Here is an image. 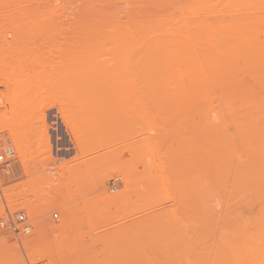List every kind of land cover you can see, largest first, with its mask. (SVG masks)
I'll use <instances>...</instances> for the list:
<instances>
[{"label": "rangeland", "instance_id": "1", "mask_svg": "<svg viewBox=\"0 0 264 264\" xmlns=\"http://www.w3.org/2000/svg\"><path fill=\"white\" fill-rule=\"evenodd\" d=\"M244 1L0 0V47H11L16 41L22 40L24 41H21V43L24 44L23 46L27 45V47L32 50L30 51L34 52L35 57L38 56L41 60L40 62L46 67L43 68V70L45 69L44 71L38 69L43 72L42 78L44 77L43 84H40L41 86L37 85L39 83L36 82V84H34L33 81L29 83L31 89L37 88L36 91H33L36 92L34 93L35 96H29L33 104L32 108L36 110L40 107L39 109L42 108V110H44L42 115L44 118L43 120H40L42 117L40 119L36 118V120L34 119L30 123H33V126H31L35 128L34 131L37 130L42 132L40 130V128H42L45 134L42 135L45 137L43 138L40 134V137H37L38 135L35 132H33V134L35 133L33 136V134H29V132L27 133L28 130L26 129L24 132V134L26 133L28 135H25L26 137L22 135V132V134L18 132L19 135H17V138L14 134L12 135L9 130L0 133V140L3 148L6 143L8 144L11 140L12 146L17 145V141H19V144L21 143L20 147L17 146L19 149H15L14 147V154L6 157L7 164L0 167V264H112L109 261L107 262V255L105 253L109 254V251L113 252L112 248L116 247L118 243L123 244L124 250L128 251V253L131 252V255L134 257L133 261L135 258H138L139 263L137 262V264H165L166 262V264H190L191 262V264H219L220 262L224 264L225 260H229L236 253H240V257H242L241 254L244 251L248 253L249 250L254 252L252 255L250 254V260L253 259L250 261L251 264L264 263V260L261 261L262 240L260 241L257 239L260 236L255 237L253 240L254 234L252 235V233H250L253 231L251 228L253 226L252 223H255L256 220L254 215L256 212L259 213L257 210L258 208L256 207L252 210L248 208L249 210L246 211L245 205H238L243 206L241 207V212V210H237V208L240 207H235L237 204L233 198L234 190L231 185L233 184V179L231 177L235 169V157L232 156L234 152L231 153L230 151L232 150L231 148L234 150V147L236 148L237 145L236 140H234L235 138L233 139L234 141L229 140L228 145L227 141H225L227 138L224 140V143L222 141V139L228 136H226L224 132L234 133V136H232L236 137L233 126L228 125V127L224 126L223 128H221L222 126L217 127L219 129L221 128V131L218 132V136L216 132L218 130L216 128H212L211 133L210 131L208 132L210 126L205 122L203 124V119L201 117L203 113L200 107V112L198 108H196L197 110L192 109L194 112L190 113L188 112L190 110L189 96H184L185 94L183 96L177 95L174 92H172V94L171 92L169 93L167 89L168 85L170 86V84H172L173 86V84H177L180 77L177 73H173L168 66V68L166 67L167 62L165 59H156V61H154V58H152L154 59L153 61L148 59L143 63L145 66L136 67L133 62H129L126 59H123V62L120 57H109V53H111L113 49L110 40L106 39L108 35L113 38L125 33L134 38L142 39V41H157L166 38L172 39L174 37H179L180 34H183V36L189 35L188 37H191L190 35L193 36L194 33L196 34L194 36L203 38L207 37L205 32L203 33L204 29L207 30L206 32L209 35L213 32L215 27L217 32L219 31L218 34L214 29V35L216 36L227 34L226 37L232 36L231 38H234L237 36L238 38L241 36V34L238 35L239 32L234 33L232 30H230L232 32L229 31V27H231L233 23L236 25L235 21L238 22L237 25L242 22L246 24L249 23L250 25L253 24L258 27L262 26V28H264V3L261 2V0H247V3L253 7L257 3L256 6H259V9H256L259 11L256 9L254 10H256L257 13H263L261 14L263 15L262 19L261 15L259 13L256 15L257 13L255 14L254 11L255 16L250 13L251 17L247 18L245 17L246 15L250 16L248 15V11L251 9L253 10V8L248 7L250 5H243L247 4L246 0ZM238 2L239 5L242 4L239 6ZM244 7L247 8V10L243 9ZM248 8H250V10H248ZM246 12L248 13L246 14ZM243 14L245 15L243 16ZM257 16L260 17V21ZM241 17L242 19H240ZM223 19H225L224 22ZM228 22H232V25ZM218 23H222L220 25L222 27H224V25L226 26L224 30L221 27V29L219 28V25H217ZM209 25L215 27H206ZM235 25L232 26L233 29ZM200 26L201 29L203 28L202 31ZM204 26L206 28H204ZM258 29L253 31L254 35L258 32L259 34H257V37H261L262 35L263 37L261 39H264V33H262L264 31L262 30L261 34ZM259 30H261V28ZM233 34H235L234 37ZM202 35L204 36L202 37ZM96 49L98 52L100 51V55ZM89 53H93L94 57ZM104 53H108V55L106 54L105 56ZM31 55L33 54L31 53ZM28 58L32 57H23L21 59L26 61ZM155 69L159 73L154 72ZM39 71L35 72V74L39 73ZM160 74H162V77ZM32 78H37V76L34 75L31 77V80H34ZM163 80L165 81V85L167 84L165 89H163ZM152 81L153 86L154 82L157 81L158 84L161 83V85H163V88L161 85L162 89L160 90L152 89V85L151 87H146L149 86ZM157 82L155 84H157ZM35 85L37 86L35 87ZM7 97L8 89L5 86H0V99L4 101ZM0 108V112H3L4 108L2 106ZM24 108L26 109V107ZM184 113H186V115ZM39 120L41 122H38ZM205 124L207 126H205ZM42 125H44V128ZM204 128H206V131ZM213 130L215 131L212 133ZM220 133L222 136H219ZM71 134L74 136H71ZM215 135L217 136V138H215L217 143H215V141L213 142L212 139V137H216ZM79 138L82 144L78 143L79 141L76 143L77 140H80ZM232 141L235 145L231 144ZM14 142L16 143L14 144ZM37 143H39V145ZM225 143L227 146H225ZM40 146H43V148ZM210 146H212V148ZM189 147L192 149H189ZM225 147H227L229 151ZM204 148H206L205 151L203 150ZM42 150L47 151L45 152ZM87 150L90 151L88 152ZM190 150L192 151L190 152ZM16 151H18V153ZM19 151L23 152V157L25 156L24 154H26V158L17 156V154L21 155ZM28 152L32 156H30ZM142 152L145 154V158ZM44 154H46L45 157ZM79 155H83V157ZM221 155H223V157ZM178 159L180 160L178 161ZM203 159L206 160L204 161ZM221 159H224V162ZM145 160L148 162L149 167L143 162ZM186 160L187 164L185 165ZM208 162L212 164H210V167L207 165ZM72 164L75 166L74 168ZM34 165L36 169V172L34 171L35 173L32 172L34 170L32 166ZM170 166L172 167L171 169ZM189 167L192 169V172H190L191 169ZM175 168H178V170L176 171ZM218 169H221V172L218 171ZM224 171H229L227 175L231 176L225 179L226 177L224 176L226 173ZM31 172L32 174H30ZM53 172L56 174H53ZM222 172H224L225 175L222 174ZM203 174H209V176L206 178V175ZM72 175L75 176V178ZM198 176L203 177L200 178ZM221 176L223 177L221 178ZM38 178L39 183L36 181ZM52 179H54L55 182ZM221 179L223 181H221ZM228 180L230 181L228 182ZM40 182L41 186H38ZM197 182L198 184L201 183L200 185L202 188L199 187L200 185L197 186ZM209 182L211 183L209 185L211 188L208 187ZM215 183H217V186ZM226 183H228V186ZM126 184H129L128 187H126ZM31 185L33 186L32 188ZM48 186L53 189L50 188L47 190V188H49ZM206 186L211 191L207 190L208 188ZM214 186L221 187L217 189L214 188ZM197 187L200 191H198ZM27 188L29 189V193ZM201 189L205 191L202 192ZM51 191L53 194H51ZM211 192H213V194ZM205 193H210L208 198ZM222 193L225 196L222 195ZM9 194L12 196L9 197ZM28 194H30V196ZM49 194L52 196L50 197ZM14 195L18 197L17 200ZM40 195L43 196L41 197ZM210 195L212 197H209ZM114 197L120 199L117 200ZM72 198L74 199L70 201ZM220 199L222 201L221 203H224L223 205L219 202ZM224 199L225 201L223 202ZM230 199L232 201H230ZM202 201L207 204L209 203L206 208L213 205V207H211L212 210L209 208L207 209L209 212H203V207L200 204L203 203ZM214 202L218 204H214ZM74 206L75 208L73 209L75 210L72 211L71 208ZM6 207L11 208L8 210ZM27 208H29V210ZM68 208H70L72 212H68ZM11 209L14 211L13 214L10 211ZM65 209H67L66 214ZM35 212L37 213L35 214ZM55 213L58 214V219L54 218ZM20 214L25 215L28 223H32L31 226L37 228H34L35 230L32 228L31 234H14L6 227V222L9 220L16 221ZM157 214L158 217L155 216ZM210 214L212 215L210 216ZM207 215L213 220H211L212 223H210V221L208 225L205 224V221H208ZM256 215L258 217V214ZM159 216L162 220L156 221L159 219ZM189 216L191 218H189ZM193 216L195 219L199 218V220L197 219L198 222H195L196 220L193 219ZM201 218L205 220L204 224H202ZM134 220H136V222H134ZM217 221L219 222L217 223ZM258 221L260 222V219L256 221L257 224H259ZM191 223L192 226L194 225L193 227H190ZM212 225L216 227L213 228ZM43 226L44 229H42ZM249 227L252 231L248 230ZM173 228L175 231L172 230ZM259 228L257 227L256 231H258ZM39 229H41V233ZM192 229L193 231H191ZM245 230H247L249 237L244 236ZM38 231L39 233L37 234L40 236L36 237V232ZM130 231H132V233H130ZM115 232H118L117 235ZM249 233L251 235H249ZM110 234L111 236L109 237ZM166 234H169V237ZM213 234H215V236ZM212 235L215 239H213ZM208 236L210 238L212 237L211 240ZM245 237L248 238L246 239ZM33 238L37 241H34L35 243L32 244L29 243L30 245L26 247L24 244L25 241H33ZM19 239H22V241ZM125 239H127L128 242H125ZM234 239L238 240V245L242 247H237V243ZM232 240L234 242H232ZM241 240L242 242L240 243ZM256 241H258V243ZM234 245L235 247H233ZM118 246L116 247L117 249L119 248ZM115 249L114 252H116ZM241 249L242 253L240 252ZM234 250L237 252L235 253ZM86 251L88 252L87 254L85 253ZM132 251L133 253L136 251L137 255L133 254ZM209 251L210 253H208ZM232 254L234 255L232 256ZM222 256L226 258L223 257V260H221ZM110 257H108L109 260H111ZM118 257L121 256L118 255ZM263 257L262 254V258ZM126 259H128V257H126ZM129 259H131L129 263L131 262L133 264L132 258L129 257ZM188 259H190V263H188ZM233 259L229 261L232 264H234V262L236 264L237 262L235 260H238V258L234 259V262ZM247 259L249 260V258ZM247 259H245L244 262L250 264ZM258 259H260V261H258ZM222 261H224V263ZM230 262L226 263L230 264ZM134 264H136V262Z\"/></svg>", "mask_w": 264, "mask_h": 264}, {"label": "bare ground", "instance_id": "2", "mask_svg": "<svg viewBox=\"0 0 264 264\" xmlns=\"http://www.w3.org/2000/svg\"><path fill=\"white\" fill-rule=\"evenodd\" d=\"M238 1V0H237ZM241 1V0H240ZM242 1H244V0H242ZM249 1V0H248ZM257 1V0H256ZM256 1H255V3H256ZM258 1H260V0H258ZM245 2V1H244ZM261 2H263L264 3V0L262 1L261 0ZM241 3V2H240ZM246 3H247V0H246ZM250 3H251V1H250ZM263 3H260V4H263ZM242 4V3H241ZM240 4V5H241ZM252 4V3H251ZM235 5H236V3H235ZM238 5H239V2H238ZM239 5V6H240ZM243 5H250L249 3H247V4H243ZM253 5V4H252ZM257 3L255 4V6L253 7V6H248V7H252L253 8V10H252V12H251V10H250V8H248V10H250V11H248L249 12V14L248 15H250V16H245V17H251V14H254V12H255V14L257 13V11H259V10H257V9H259L257 6ZM239 6H236V7H239ZM1 7V6H0ZM247 7V6H246ZM257 8V9H256ZM263 8H264V5H263ZM1 9V8H0ZM235 9V8H234ZM233 9V10H234ZM243 9H246L247 10V8H243ZM242 9V10H243ZM254 9H256V10H254ZM241 10V11H242ZM237 11H238V9H237ZM244 11V10H243ZM254 11V12H253ZM261 11V10H260ZM248 12H246V14L248 13ZM251 13V14H250ZM259 13V12H258ZM258 13L256 14V15H258ZM238 14H240V13H238ZM242 14V13H241ZM255 14H254V16H255ZM260 15L261 14H263V13H259ZM245 14H243V16H244ZM264 15V14H263ZM263 15H261V19H262V16ZM233 16V15H232ZM258 17V16H257ZM256 17V18H257ZM264 17V16H263ZM228 18V17H227ZM233 18V17H232ZM244 18V17H243ZM246 18V19H247ZM260 17H258V19H259ZM229 19H231V18H229ZM240 19H242V17L240 18ZM253 19V18H252ZM257 19V20H258ZM261 19H259V21L261 20ZM224 20L225 19H223V22H224ZM235 20V19H234ZM249 20H250V18H249ZM258 21V22H259ZM222 22V23H223ZM236 22V25L233 23V25H235L234 26V29H233V25H232V22H228V23H231L230 25H232L231 27H229V31L230 30H232V31H234V33H238V35L239 34H241V36L240 37H238L237 38V36H235L234 37V35L235 34H233V37L234 38H231V37H226L227 36V34L225 35H221L220 34V36H216V35H214L215 34V32H214V29L216 28L215 26H216V24H215V26H212V25H209V26H206V27H215L214 29H213V34L211 33V34H209L208 35V33L206 32L207 30L206 29H204L203 30V33L205 32V35H207V37H203L204 35H202V37L203 38H198V37H196V36H194V35H196L195 33L193 34V36L192 35H190L191 37H188V36H183V34H180L179 35V37H174V38H166V39H162V40H155V41H151V40H147V41H145V40H143L142 41V39H137V38H134V37H132V36H130V35H128L127 33H125V34H123V35H118V36H116V37H110V35H108V37H110V38H106V39H109L110 40V42H111V45H112V49H113V51L111 52V53H109L110 54V56L109 57H120V58H122V61L124 62V60L123 59H126V60H128L129 62H133L134 63V65L137 67H142V66H145L143 63L146 61V60H148V59H150V60H154V61H156V59H165L166 60V62H167V65H166V67L168 66L169 67V69L170 70H172L173 71V73L175 72V74L177 73V75H179V77H180V79H179V82L177 83V84H173V86H172V84H170V86L168 85V87H167V84L165 85V81L163 80V85H164V88H163V85H161V83L160 84H158V82L157 81H155L154 82V86H153V81L149 84V86H146V87H151V85H152V89H158V90H160V89H165L166 87H167V89L169 90V93L171 92V94H172V92H174V93H176L177 95H181V96H183L184 94V96H189V111L188 112H194L193 110L194 109H196V108H198V111L200 112V110H199V107H200V109L202 110V115H201V117H202V119H203V124H204V122L207 124V125H209L210 126V128H209V130H208V132L210 131V133H211V130H212V128L213 129H217L218 131H216L217 132V136H218V132L219 131H221V128H223L224 126H227L228 127V125H230V126H233V128H234V131L236 132L235 133V136L236 137H233L234 136V133L232 134V133H230V132H224V133H226L225 135L227 136V137H225L224 135V139H222V141H223V143H224V140L225 141H227V145H228V142H229V140L231 141V140H233L234 138V140H236V145H237V147L235 148L233 145V147H234V150H233V148H231L232 150L230 151L231 153H233V157H235V166H234V173H232L233 174V176L231 177L233 180V184H231L232 186H233V193H234V195L233 194H231V195H233V198L235 199V203L237 204V205H235V207L236 206H238V205H245L246 207H245V209H246V211L247 210H252V209H254V208H258L257 210H258V212L259 213H257L256 212V214H258V217H257V215L255 214L253 217L256 219L255 220V223L253 222L252 224H253V226L251 227L252 229H253V231H252V229L249 227V231L251 230L252 232H250V233H252V235L254 236L253 237V240H254V238L255 237H258V236H260L259 238H257L258 240H262L261 242L263 243L262 245H261V250H262V254H263V256H264V39H261L263 36L261 35V37L259 36V37H257V34H259L257 31V34L256 35H254V30H257L258 28L260 29L261 28V30H259L258 29V31H260V33L262 32V30L264 31V28H262V26H255V25H253V24H246V23H242V22H240L241 24H239V25H237V21H235ZM222 23H218L217 25H219V28L221 27V28H223V30H224V27H226L225 25H224V27H222V26H220ZM227 23V24H228ZM262 23V22H261ZM246 24V25H245ZM263 24V23H262ZM261 24V25H262ZM183 27V26H182ZM198 27V26H197ZM205 26H204V28H206ZM263 27H264V25H263ZM199 28V27H198ZM220 28V29H221ZM231 28V29H230ZM200 29H201V26H200ZM199 29V30H200ZM203 29V28H202ZM202 29H201V31H202ZM208 29V28H207ZM226 29V28H225ZM227 29H228V27H227ZM178 30H180V29H178ZM211 30H212V28H211ZM216 30V29H215ZM200 31V32H201ZM222 31V30H221ZM232 31H230V32H232ZM188 32V31H187ZM216 32H217V30H216ZM219 32V31H218ZM217 32V33H218ZM225 32V31H224ZM226 32H228V31H226ZM216 33V34H217ZM220 33H222V32H220ZM229 33V32H228ZM262 33H264V32H262ZM261 33V34H262ZM115 34V33H114ZM201 34H202V32H201ZM219 34V33H218ZM223 34V33H222ZM230 35H232L231 33H229ZM228 34V35H229ZM116 35H117V33H116ZM113 36V35H112ZM182 36V37H181ZM231 38V39H230ZM105 39V40H106ZM21 41L22 40H20V41H16L14 44H12L11 45V47L9 46V47H5V46H1L0 47V86H5L7 89H8V97L3 101V99H0V107L2 106L3 108H4V110H3V112H0V133L1 132H4L5 130H9L10 132H11V134L13 135H15V137L17 138L18 136L17 135H19L18 134V132H22L21 134L22 135H26V136H28L26 133L24 134V132H25V129L26 130H28L27 131V133L29 132V134H33V132H35L37 135V137H40V136H43L42 134H44V131L42 130V128H40V130L43 132H39V131H37V130H35L34 131V127L32 128V126H33V123L31 124L30 122H32V120H36V118L37 119H40L41 117H42V115H43V111L44 110H42V108L41 109H33L32 107H33V104H32V102L30 101L31 99H30V97H33V96H35L34 95V93H36V92H33V91H36L37 90V88H33V89H31L30 88V84L29 83H31L32 81L34 82V84H36V83H39V84H37V85H40V84H43V79H44V77L42 78V74H43V72L42 71H44L43 70V68H46V67H44V64H42L40 61V58H38V56H36L35 57V55H34V52H31L32 50L31 49H29L28 47H27V45L26 46H23L24 44H22L21 43ZM22 42H24V41H22ZM107 42H108V40H107ZM109 45V44H108ZM113 45H115V46H113ZM95 48V47H94ZM97 48V47H96ZM31 50V51H30ZM96 51L98 52V50L96 49ZM95 52V51H94ZM93 52V53H94ZM31 53L33 54V55H31ZM93 53H89L90 55H92V57H94L93 56ZM88 54V56L90 57V55ZM96 54V53H95ZM98 54L100 55V51L98 52ZM97 54V55H98ZM101 54L103 55V53L101 52ZM106 54L108 55V53H104V55L106 56ZM98 55V56H99ZM98 56H95V57H98ZM23 57H32V58H28V59H26V61H23V59H21V58H23ZM80 57V56H79ZM84 57V56H83ZM103 57V56H102ZM152 58H154V59H152ZM19 59H21V60H19ZM119 60V59H118ZM44 61V60H43ZM121 62V61H120ZM158 62V61H157ZM163 62V61H162ZM47 63V62H46ZM160 63H161V61H160ZM141 65V66H140ZM46 66V65H45ZM118 66H119V64H118ZM165 66V65H164ZM167 67V68H168ZM29 69V70H28ZM42 70V71H39V70ZM144 69V68H143ZM169 70V72L171 73V71ZM37 71H39V73H36L35 74V72H37ZM128 71V70H127ZM140 71H142V70H140ZM165 71V70H164ZM143 72V71H142ZM154 72H158V71H156V69H155V71ZM159 73V72H158ZM168 73V72H167ZM32 74V75H31ZM157 74V73H156ZM37 76V78H32V79H34V80H31V77L32 76ZM144 75V74H143ZM162 74H160V76H161ZM145 77V76H144ZM162 77V76H161ZM167 77H168V75H167ZM170 77V76H169ZM158 78H159V76H158ZM143 79V78H142ZM149 79H150V77H149ZM147 80V79H146ZM166 80V79H165ZM132 81V80H131ZM160 81H162V80H160ZM36 82V83H35ZM125 82V81H124ZM142 82V81H141ZM145 82V81H144ZM148 82H149V80H148ZM157 82V84H155ZM177 82V81H176ZM173 83V82H172ZM32 85V84H31ZM37 85H35V87L37 86ZM126 85V84H125ZM145 85V84H144ZM162 86V88H161V86ZM41 86V85H40ZM43 86V85H42ZM166 86V87H165ZM32 87V86H31ZM30 88V89H29ZM55 88V87H54ZM100 88V87H99ZM132 88V87H131ZM137 88V87H136ZM40 90H41V88H40ZM117 90V89H116ZM43 91V90H42ZM99 91V90H98ZM33 93V94H32ZM173 93V94H174ZM31 94H32V96H31ZM44 94V93H43ZM113 94V93H112ZM114 95V94H113ZM6 96H7V94H6ZM30 96V97H29ZM40 96H41V94H40ZM48 96V95H47ZM180 96V97H181ZM51 97V96H50ZM36 99V98H35ZM174 100H175V98H174ZM39 102V101H38ZM41 103V102H40ZM185 103V102H184ZM55 104V103H54ZM186 104V103H185ZM187 105H188V103H187ZM39 106V105H38ZM22 107H23V109H22ZM24 107H26V109L24 108ZM46 107V106H45ZM175 107H177V106H175ZM184 107V106H183ZM2 108V109H3ZM1 109V108H0ZM62 109H64V108H62ZM193 109V110H192ZM181 110V109H180ZM197 110V109H196ZM195 110V111H196ZM1 111V110H0ZM84 113V112H83ZM180 113V112H179ZM66 114V113H65ZM185 115H186V113H184ZM196 114V113H195ZM101 115V114H100ZM177 115V114H176ZM191 115V114H190ZM197 116V115H196ZM67 118V117H66ZM144 118V117H143ZM44 118L42 117L40 120H43ZM60 119V118H59ZM73 119V118H72ZM196 119V118H195ZM194 119V120H195ZM200 119V118H199ZM38 121V122H41V121ZM141 120V119H140ZM155 120V119H154ZM193 120V119H192ZM62 121V120H61ZM79 121V120H78ZM132 121V120H131ZM156 121V120H155ZM19 122V123H18ZM192 122V121H191ZM34 123H36V122H34ZM44 123V122H43ZM62 123V122H61ZM73 123V122H72ZM75 123V122H74ZM169 124V123H168ZM190 124V123H189ZM202 124V125H203ZM205 124V126H207ZM26 125V126H25ZM32 125V126H31ZM36 125H38V124H36ZM186 125H187V123H186ZM44 125H42V127H43ZM68 126H70V125H68ZM85 126V125H84ZM181 126V125H180ZM193 126V125H192ZM219 126H222L220 129L219 128H217V127H219ZM36 127V126H35ZM174 127V126H173ZM44 128V127H43ZM226 128V127H225ZM21 129V130H20ZM23 129H24V131H23ZM65 129V128H64ZM73 129V128H72ZM77 129V128H76ZM205 129V131H206V128H204ZM20 130V131H19ZM39 130V129H38ZM79 130V129H78ZM201 130H202V128H201ZM38 133H37V132ZM73 131V130H72ZM203 131V130H202ZM215 130H213L212 131V133L214 132ZM80 132V131H79ZM35 133L33 134V136L35 135ZM78 133V132H77ZM201 133H203V132H201ZM229 133V134H228ZM39 134H40V136H39ZM74 134V133H73ZM71 134V136H74V135H76V134ZM79 134V133H78ZM82 134V133H81ZM222 134H223V132H222ZM45 135V134H44ZM48 135V134H47ZM196 135H197V133H196ZM231 135V136H230ZM233 135V136H232ZM25 136V137H26ZM95 136V135H94ZM193 136H195V135H193ZM216 136V135H215ZM217 136L216 137H212V139H213V142L215 141V138H217ZM219 136H222L221 135V133H220V135ZM29 137H30V135H29ZM45 136H43V138H44ZM48 137V136H47ZM198 137V136H197ZM206 137H208V136H206ZM230 137H233V138H231V139H229ZM14 138V137H13ZM12 138V139H13ZM15 138V139H16ZM35 138V137H34ZM82 138V137H81ZM194 138V137H193ZM201 138V137H200ZM208 138H210V137H208ZM220 138V137H219ZM10 139V138H9ZM14 139V140H15ZM21 139V138H20ZM30 139V138H29ZM46 139V138H45ZM49 139V138H48ZM68 139V138H67ZM80 139V138H79ZM90 139V138H89ZM197 139V138H196ZM13 140V141H14ZM33 140V139H32ZM39 140H40V138H39ZM38 140V141H39ZM42 140V139H41ZM44 140V139H43ZM47 140V139H46ZM180 140V139H179ZM201 140H203V139H201ZM233 140V141H234ZM49 141V140H48ZM79 141V142H78ZM80 141H81V139L80 140H77L76 141V143L78 142V143H80ZM192 141V140H191ZM232 141V143L231 144H234V142ZM11 142H12V140H11ZM11 142H8V144L6 143V145L4 146V150H5V152H6V154H7V156H11L13 153H14V147H15V149L17 148V146H19L20 147V144H19V141H17L18 143H17V145H15V146H12V143ZM28 142V141H27ZM43 142V141H42ZM45 142V141H44ZM82 142V141H81ZM203 142V141H202ZM16 142H14V144H15ZM194 143V142H193ZM215 143H217L216 141H215ZM214 143V144H215ZM229 143V144H230ZM19 144V145H18ZM23 144H24V142H23ZM34 144V143H33ZM38 145H39V143H37ZM36 144V145H37ZM41 144V143H40ZM56 144V143H55ZM80 144H82V143H80ZM80 144H77L78 146H81ZM204 144V143H203ZM218 144H219V142H218ZM220 144H221V142H220ZM230 144V145H231ZM44 145V144H43ZM51 145V144H50ZM85 145V144H84ZM141 145V144H140ZM193 145V144H192ZM191 145V146H192ZM209 145V144H208ZM223 145V144H222ZM226 145V143H225V146H227ZM235 145V144H234ZM23 146V145H22ZM141 146H143V145H141ZM219 146V145H218ZM40 147H42L43 148V146H40ZM46 147V146H45ZM84 147V146H83ZM202 147V146H201ZM205 147V146H204ZM209 147V146H208ZM211 148H212V146H210ZM221 147V146H220ZM229 147V146H228ZM35 148V147H34ZM50 148V147H49ZM52 148V147H51ZM55 148H57V147H55ZM77 148V147H76ZM191 147H189V149H190ZM203 148V147H202ZM225 148H227V147H225ZM224 148V149H225ZM17 149H19V148H17ZM22 149V148H21ZM24 149V148H23ZM46 149V148H45ZM78 149V148H77ZM80 149V148H79ZM134 149H135V147H134ZM192 149V148H191ZM205 149L206 148H204L203 150L205 151ZM223 149V148H222ZM236 149V150H235ZM60 150V149H59ZM86 150V149H85ZM93 150V149H92ZM172 150V149H171ZM202 150V151H203ZM211 150V149H210ZM227 150H228V148H227ZM42 151H45V150H42ZM47 151V150H46ZM45 151V152H46ZM51 151V150H50ZM77 151V150H76ZM88 152L90 151V150H87ZM136 151H137V149H136ZM135 151V152H136ZM192 150H190V152H191ZM223 151V150H222ZM229 151V150H228ZM227 151V152H228ZM17 153H18V151H16ZM21 152V155H19V154H17V156H21V157H23V152L22 151H19V153ZM30 152V151H29ZM29 152H28V154H29ZM52 152V151H51ZM230 152H228V153H230ZM26 153V152H25ZM42 153V152H41ZM54 153V152H53ZM76 153V152H75ZM83 153V152H82ZM143 153V152H142ZM204 153V152H203ZM209 153V152H208ZM213 153V152H212ZM230 153V154H231ZM39 154V153H38ZM46 154H48V153H46ZM46 154H44V157H45V155ZM51 154V153H50ZM79 154V153H78ZM88 154V153H87ZM141 154V153H140ZM144 154V153H143ZM205 154V153H204ZM211 154V153H210ZM25 156L23 157V158H26V154H24ZM30 155V154H29ZM172 155H174V154H172ZM195 155V154H194ZM213 155V154H212ZM215 155V154H214ZM218 155V154H217ZM217 155H216V157H217ZM224 155H225V153H224ZM30 156H32V155H30ZM49 157H51L50 155H48ZM79 156H81V155H79ZM196 156V155H195ZM205 156V155H204ZM219 156V155H218ZM222 157H223V155H221ZM226 156V155H225ZM229 156V155H228ZM34 157V156H33ZM81 157H83V155L81 156ZM162 157V156H161ZM173 157V156H172ZM182 157V156H181ZM200 157H202V156H200ZM221 157V158H222ZM29 158V157H28ZM48 158V157H47ZM144 158H145V154H144ZM143 158V159H144ZM179 158V157H178ZM214 158H215V156H214ZM53 159V158H52ZM99 159V158H98ZM141 159V158H140ZM175 159V158H174ZM207 159H209V158H207ZM218 159V158H217ZM224 159H225V157H224ZM223 159V160H224ZM57 160V159H56ZM180 159H178V161H179ZM183 160V159H182ZM204 161L206 160V159H203ZM219 160V159H218ZM217 160V161H218ZM222 160V159H221ZM222 160V161H223ZM28 161H30V160H28ZM174 161V160H173ZM189 161V160H188ZM207 161H209V160H207ZM220 161V160H219ZM221 161V162H222ZM39 162V161H38ZM48 162V161H47ZM56 162V161H55ZM144 163H146V165H147V167H149V164H148V162L145 160V161H143ZM212 162V161H211ZM211 162L209 163H207V165L210 167V164H211ZM224 162V161H223ZM42 163V162H41ZM143 163V164H144ZM177 163V162H176ZM175 163V164H176ZM179 163V162H178ZM193 163V162H192ZM217 163V162H216ZM233 163V162H232ZM36 164V163H35ZM77 164V163H76ZM184 164V163H183ZM187 164V160H186V163H185V165ZM218 164V163H217ZM38 165V164H37ZM212 165V164H211ZM3 166V165H2ZM61 166V165H60ZM59 166V167H60ZM72 166H73V164H72ZM83 166V165H82ZM189 166V165H188ZM193 166H195V165H193ZM1 167V166H0ZM32 167H34V170L32 171V172H36V169H35V165L34 166H32ZM52 167V166H51ZM63 167V166H62ZM75 166H73V168H74ZM76 167H77V165H76ZM86 167V166H85ZM126 167V166H125ZM186 167V166H185ZM222 167V166H221ZM230 167V166H229ZM39 168V167H38ZM79 168V167H78ZM88 168V167H87ZM124 168V167H123ZM146 168V167H145ZM172 167L170 166V169H171ZM190 168V167H189ZM205 168V167H204ZM211 168H213V167H211ZM219 168H220V166H219ZM231 168V167H230ZM43 169V168H42ZM45 169V168H44ZM55 169V168H54ZM80 169H81V166H80ZM129 169H131V168H129ZM176 169V168H175ZM174 169V170H175ZM191 169V168H190ZM202 169V168H201ZM200 169V170H201ZM206 169V168H205ZM214 169V168H213ZM212 169V170H213ZM226 169H227V167H226ZM29 170V169H28ZM38 170V169H37ZM52 170V169H51ZM59 170V169H58ZM66 170V169H65ZM70 170V169H69ZM75 170H77V169H75ZM178 170V168L176 169V171ZM188 170V169H187ZM186 170V171H187ZM217 170V169H216ZM221 170V169H220ZM219 169H218V171H220ZM229 170V169H228ZM231 170V169H230ZM73 171V170H72ZM72 171H70L71 173H73ZM81 171V170H80ZM129 171H131V170H129ZM128 171V172H129ZM189 171V170H188ZM194 171H195V169H194ZM217 171V172H218ZM223 171V170H222ZM32 172L30 173V174H32ZM34 172V173H35ZM40 172V171H39ZM45 172V171H44ZM65 172V171H64ZM190 172H192V169H191V171ZM205 172V171H204ZM214 172H215V170H214ZM213 172V173H214ZM221 172V171H220ZM219 172V173H220ZM225 172V171H224ZM224 172H222V174H224L225 175V173H226V175L224 176V177H226L225 179H227L228 178V176L229 175H227L228 174V172L229 171H226L225 173ZM232 172H233V170H232ZM43 173V172H42ZM55 172H53V174H54ZM69 173V172H68ZM70 173V174H71ZM84 173V172H83ZM122 173V172H121ZM206 173V172H205ZM46 174H48V173H46ZM56 174V173H55ZM76 174V173H75ZM77 174H78V172H77ZM82 174V173H81ZM124 174V173H123ZM127 174V173H126ZM132 174V173H131ZM202 174V173H201ZM201 174H199V175H201ZM35 175V174H34ZM37 175V174H36ZM51 175V174H50ZM65 175V174H64ZM79 176H80V174H78ZM77 175V176H78ZM125 175V174H124ZM203 175H206L205 177L207 178L208 176H209V174H203ZM213 175H215V174H213ZM30 176V175H29ZM38 176V175H37ZM53 176V175H52ZM66 176V175H65ZM73 176V175H72ZM78 176V177H79ZM127 176V175H126ZM130 176V175H129ZM211 176V175H210ZM216 176V175H215ZM231 176V175H230ZM229 176V177H230ZM28 177V176H27ZM34 177V176H33ZM41 177V176H40ZM49 177V176H48ZM55 177V176H54ZM64 177V176H63ZM69 177V176H68ZM67 177V178H68ZM74 178H75V176H73ZM188 177V176H187ZM198 177H200V176H198ZM201 177H203V176H201ZM200 177V178H201ZM218 177H219V175H218ZM223 176H221V178H222ZM66 178V177H65ZM66 178V179H67ZM70 178V177H69ZM68 178V179H69ZM77 178V177H76ZM125 178V177H124ZM199 178V179H200ZM206 178H205V180H206ZM216 178V177H215ZM214 178V179H215ZM44 179V178H43ZM213 179V180H214ZM39 180V178L36 180V181H38ZM40 180H41V178H40ZM48 180V179H47ZM50 180V179H49ZM53 181H54V179H52ZM74 180V179H73ZM190 180V179H189ZM231 180V179H230ZM230 180H228V182L230 181ZM57 181V180H56ZM198 182H200L199 180H197ZM212 181V180H211ZM217 181V180H216ZM219 181V180H218ZM221 181H223L222 179H221ZM32 182V181H31ZM47 182V181H46ZM55 182V181H54ZM187 182H188V180H187ZM190 182V181H189ZM198 182H197V186L198 185H200V184H198ZM202 182V181H201ZM205 182V181H204ZM208 182V181H207ZM215 182V181H214ZM214 182H213V185H214ZM225 182V181H224ZM36 183V182H35ZM37 183H39V181L37 182ZM33 184V183H32ZM45 184V183H44ZM44 184H43V186H44ZM53 184V183H52ZM193 184V183H192ZM196 184V183H195ZM211 183L209 182L208 183V187H209V185H210ZM217 183H215V185H216ZM219 184H220V182H219ZM219 184H218V186H219ZM46 185V184H45ZM53 185H55V184H53ZM127 185V184H126ZM129 185V184H128ZM128 185L126 186V187H128ZM194 185V184H193ZM226 185L228 186V183H226ZM230 185V186H231ZM27 186V185H26ZM38 186H41V182H40V185H38ZM57 186V185H56ZM189 186H190V184H189ZM217 186V185H216ZM224 186V185H223ZM25 187V186H24ZM33 186L31 185V188H32ZM49 187V186H48ZM200 188H202L201 187V185L199 186ZM207 187V186H206ZM207 187V188H208ZM221 187V186H220ZM220 187H215L214 186V188H217V189H219ZM38 188V187H37ZM44 188H46V187H44ZM44 188H42V189H44ZM50 188H52V187H49V188H47V190L48 189H50ZM198 188V187H197ZM196 188V189H197ZM209 188H211V186L209 187ZM209 188L207 189V190H209ZM222 188H224V187H222ZM227 188V187H226ZM232 188V187H231ZM26 189V188H25ZM28 189V188H27ZM34 189V188H33ZM33 189H31V190H33ZM53 189V188H52ZM225 189V188H224ZM30 190V191H31ZM45 190V189H44ZM205 190H206V188H205ZM204 190V191H205ZM206 190V191H207ZM231 190V189H230ZM0 191H1V189H0ZM22 191V190H21ZM192 191V190H191ZM198 191H200L199 190V188H198ZM201 191H202V189H201ZM204 191H202V192H204ZM209 191H211V190H209ZM208 191V192H209ZM229 191V190H228ZM17 192V191H16ZM23 192V191H22ZM27 192V191H26ZM190 192V191H189ZM217 192V191H216ZM9 193V192H8ZM28 193H29V189H28ZM46 193V192H45ZM49 193H50V190H49ZM195 193V192H194ZM212 194H213V192H211ZM14 194V193H13ZM19 194V193H18ZM20 194H21V192H20ZM19 194V195H20ZM24 194V193H23ZM22 194V195H23ZM37 194V193H36ZM35 194V195H36ZM51 194H53L52 193V191H51ZM187 194V193H186ZM206 195H207V198H208V195L210 194V193H205ZM211 194V195H212ZM29 196H30V194H28ZM33 195V194H32ZM191 195V194H190ZM202 195V194H201ZM209 196V197H212V196ZM222 195H224L223 193H222ZM9 197H11L10 196V194L8 195ZM8 196H7V198H8ZM21 196V195H20ZM25 196H27V195H25ZM25 196H24V198H25ZM41 196V195H40ZM43 196V195H42ZM41 196V197H42ZM49 196L51 197L52 195H50L49 194ZM111 196V195H110ZM115 196V195H114ZM185 196V195H184ZM225 196V195H224ZM228 196V195H227ZM14 197H15V195H14ZM38 197V196H37ZM48 197V196H47ZM50 197H49V199H50ZM206 197V196H205ZM218 197H220V196H218ZM222 197V196H221ZM16 198V200L18 199V197H15ZM21 198V197H20ZM111 198H112V196H111ZM114 198H116V197H114ZM206 198V199H207ZM216 198V197H215ZM215 198H213V199H215ZM10 199V198H9ZM27 199V198H26ZM42 199H44V198H42ZM48 199V198H47ZM74 198H72L70 201H72ZM117 200L118 199H120V198H116ZM210 199V198H209ZM41 200V199H40ZM196 200V199H195ZM198 200V199H197ZM202 200H203V198H202ZM32 201V200H31ZM205 201V200H204ZM204 201H202L203 203H200L201 202V200H200V204H201V206L203 207H201L202 209H203V212H205V211H208L207 209H209L210 208V210H212L211 209V207H213V205L211 206V207H208V208H206L207 206H208V204L207 203H204ZM225 201V199L223 200V202ZM230 201H232L231 199H230ZM22 202V201H21ZM20 202V203H21ZM196 202H198V201H196ZM220 203L222 202L221 201V199H220V201H219ZM1 203V202H0ZM46 203V202H45ZM191 203V202H190ZM194 203H195V201H194ZM219 203V204H220ZM6 204V203H5ZM11 204H12V202H11ZM30 204V203H29ZM47 204V203H46ZM45 204V205H46ZM72 204V203H71ZM214 204H218V203H215L214 202ZM222 204V203H221ZM224 204V203H223ZM222 204V205H223ZM247 204V205H246ZM13 205V204H12ZM25 205H28V204H25ZM24 205V206H25ZM32 205V204H31ZM34 205V204H33ZM44 205V206H45ZM61 206H63L62 204H60ZM68 205H70V204H68ZM184 205V204H183ZM222 205H221V207H222ZM255 205V206H254ZM7 206V205H6ZM38 206V205H37ZM47 206V205H46ZM200 206V205H199ZM198 206V207H199ZM216 206V205H215ZM254 206V207H253ZM19 207V206H18ZM28 207V206H27ZM35 207H36V205H35ZM40 207V206H39ZM77 207V206H76ZM190 207H191V205H190ZM218 207V206H217ZM238 207H240V208H237V210H241V212H242V209H241V207H243V206H238ZM251 207H253V208H251ZM7 208V207H6ZM11 207H9V208H7L8 210L10 209ZM16 208V207H15ZM15 208H14V210H15ZM71 208V207H70ZM70 208H68L69 210H67V209H65V214L67 213V211L68 212H72V211H74L75 209H73V208H75V206L74 207H72L71 209H72V211H71V209ZM192 208V207H191ZM197 208V207H196ZM195 208V209H196ZM223 208V207H222ZM249 208V209H248ZM4 209V208H3ZM17 209H19V208H17ZM28 210H29V208H27ZM77 209V208H76ZM193 209V208H192ZM206 209V210H205ZM215 209H217V208H215ZM232 209V208H231ZM13 209H11L10 211L12 212V214H13V212L14 211H12ZM22 210V209H21ZM32 210V209H31ZM67 210V211H66ZM244 210V209H243ZM256 210V209H255ZM256 210V211H257ZM18 211V210H17ZM213 211H214V209H213ZM219 211H220V205H219ZM226 211H227V209H226ZM236 211V210H235ZM209 212V211H208ZM216 212V211H215ZM214 212V213H215ZM231 212V211H230ZM250 212H252V211H250ZM0 213H1V211H0ZM25 213H26V211H25ZM28 213V212H27ZM32 213V212H31ZM37 212H35V214H36ZM38 213H39V211H38ZM199 213V212H198ZM212 213V212H211ZM217 213H218V211H217ZM217 213H215V214H217ZM239 213V212H238ZM246 213V212H245ZM255 213V212H254ZM3 214V213H2ZM29 214V213H28ZM27 214V215H28ZM192 214H193V212H192ZM202 214V213H201ZM213 214V213H212ZM212 214H210V216L212 215ZM234 214V213H233ZM242 214V213H241ZM247 214H248V212H247ZM189 215V214H188ZM196 215V214H195ZM199 215V214H198ZM246 215V214H245ZM260 215V216H259ZM3 216V215H2ZM155 216H157L158 217V214L157 215H155ZM200 216H202V215H200ZM208 216V215H207ZM210 216H208V221H205V220H203L204 219V217H203V219H202V224H204L205 222V224H210V223H212V219L211 218H209ZM214 216V215H213ZM219 216V215H218ZM231 216V215H230ZM249 216V215H248ZM32 217V216H31ZM62 217H63V215H62ZM141 217V216H140ZM240 217V216H239ZM241 217H242V215H241ZM243 217H244V215H243ZM252 217V216H251ZM138 218V217H137ZM188 218V217H187ZM189 218H191L190 216H189ZM207 218V217H206ZM213 218V217H212ZM254 218H253V220H254ZM2 219V218H1ZM146 219V218H145ZM160 219V220H159ZM159 219L158 220H156V221H161L162 219L160 218V216H159ZM193 219L194 220H196L195 222H198L197 221V219L199 220V218H197V219H195L194 218V216H193ZM210 219V220H209ZM238 219H241V218H238ZM260 219V222H259V224H257L256 223V221L257 220H259ZM62 220V219H61ZM139 220V219H138ZM150 220H153V219H150ZM167 220V219H166ZM212 220V221H211ZM237 220V219H236ZM40 221V220H39ZM168 221V220H167ZM174 221V220H173ZM172 221V222H173ZM201 221V220H200ZM205 221V222H204ZM211 221V222H210ZM43 222V221H42ZM134 222H136V220H134ZM155 222V221H154ZM171 222V223H172ZM193 222V221H192ZM210 222V223H209ZM219 221H217V223H218ZM229 222V221H228ZM244 222V221H243ZM242 222V223H243ZM63 223V222H62ZM133 223V222H132ZM141 223V222H140ZM162 223H163V221H162ZM165 223H166V221H165ZM168 223V222H167ZM216 223V222H215ZM239 223H241V222H239ZM246 223V222H245ZM248 223V222H247ZM32 224V223H31ZM31 224H30V226H31ZM144 224V223H143ZM142 224V225H143ZM156 224H157V222H156ZM156 224H155V226H156ZM169 224V223H168ZM244 224V223H243ZM257 226H256V225ZM40 225V224H39ZM121 225V224H120ZM130 225H131V223H130ZM148 225V224H147ZM166 225V224H165ZM214 225V224H213ZM212 225V227L213 228H215L214 226ZM259 225V226H258ZM36 226V225H35ZM41 226V225H40ZM119 226V225H118ZM154 226V227H155ZM194 226V225H193ZM192 226V223H191V226L190 227H193ZM224 226V225H223ZM241 226H242V224H241ZM244 226V225H243ZM247 226V225H246ZM245 226V227H246ZM256 226V227H255ZM39 227V226H38ZM124 227V226H123ZM132 227V226H131ZM171 227V226H170ZM174 227V226H173ZM176 227V226H175ZM206 227V226H205ZM226 227V226H225ZM257 227L259 228L258 229V231H256L257 230ZM31 228V230H32V228L34 229L35 227H33V226H31L30 227ZM115 228V227H114ZM178 228H180V227H178ZM177 228V229H178ZM210 228V227H209ZM232 228V227H231ZM254 228H256V229H254ZM35 229H37V228H35ZM34 229V230H35ZM42 229H44V226H43V228ZM168 229V228H167ZM170 229V228H169ZM230 229V228H229ZM40 230V233L42 232L41 231V229H39ZM128 230V229H127ZM139 230V229H138ZM172 230H174V228L172 229ZM186 230H188V229H186ZM195 230V229H194ZM260 230V231H259ZM37 231V230H36ZM175 231V230H174ZM179 231V230H178ZM181 231V230H180ZM191 231H193V229L191 230ZM207 231H208V229H207ZM215 231L217 232V230L215 229ZM236 231V230H235ZM140 232V231H139ZM163 232V231H162ZM209 232V231H208ZM230 232V231H229ZM256 232V233H255ZM34 233V232H33ZM37 233H39V231L38 232H36V237H39L38 236V234ZM116 233V232H115ZM118 233V232H117ZM117 233H116V235H117ZM130 233H132V231H130ZM130 233H129V235H130ZM134 233V232H133ZM137 233V232H136ZM142 233V232H141ZM140 233V234H141ZM145 233V232H144ZM161 233V232H160ZM190 233V232H189ZM195 233V232H194ZM215 233V232H214ZM218 233H221V232H218ZM235 233V232H234ZM233 233V234H234ZM243 233V232H242ZM245 234H247L248 232H247V230H245V232H244ZM249 233V235H251ZM259 233V234H258ZM3 234V233H2ZM31 234V233H30ZM29 234V235H30ZM43 234V233H42ZM112 234H113V232H112ZM171 234V233H170ZM192 234V233H191ZM216 234V233H215ZM215 234H213L214 236H215ZM244 234V236H248V234L247 235H245ZM165 235V234H164ZM167 235V234H166ZM169 235V234H168ZM167 235V236H168ZM190 235V234H189ZM209 235V234H208ZM212 235V236H213ZM219 235V234H218ZM222 235V234H221ZM6 236V235H5ZM42 236V235H41ZM111 236V234L109 235V237ZM113 236H114V234H113ZM132 236V235H131ZM141 236V235H140ZM144 236H145V234H144ZM153 236V235H152ZM176 236H177V234H176ZM209 236H211V235H209ZM208 236V237H209ZM214 236H213V239H215L214 238ZM227 236V235H226ZM25 237H28V236H25ZM138 237V236H137ZM169 237V236H168ZM185 237V236H184ZM188 237V236H187ZM234 237V236H233ZM249 237V236H248ZM247 237V238H248ZM103 238V237H102ZM171 238H172V236H171ZM179 238V237H178ZM210 238V237H209ZM212 238V237H211ZM211 238H210V240H211ZM221 238V237H220ZM219 238V239H220ZM224 238V237H223ZM226 238V237H225ZM236 238V237H235ZM246 238V237H245ZM246 238V239H247ZM30 239V238H29ZM34 240L33 241H25V243L24 242H22V243H24L25 245H26V247H27V245H30V244H32V243H35L37 240H35V238H33ZM108 239V238H107ZM114 239H115V236H114ZM121 239H122V237H121ZM129 239V238H128ZM131 239V238H130ZM139 239V238H138ZM170 239V238H169ZM173 239V238H172ZM213 239H212V241H213ZM226 239H228V238H226ZM238 239V238H237ZM240 239V238H239ZM245 239V240H246ZM20 241H22V239H19ZM126 241L125 242H128L127 241V239H125ZM153 240V239H152ZM171 240V239H170ZM174 240V239H173ZM188 240V239H187ZM190 240H191V238H190ZM223 240V239H222ZM256 240V239H255ZM18 241V240H17ZM24 241V240H23ZM35 241V242H34ZM114 241V240H113ZM132 241V240H131ZM154 241V240H153ZM152 241V242H153ZM159 241V240H158ZM192 241V240H191ZM212 241H211V243H212ZM231 241V240H230ZM234 241L237 243H234V244H236L237 245V247H240L239 245H238V240H235L234 239ZM233 240H232V242H234ZM259 241V242H260ZM117 242H118V240H117ZM119 242H120V239H119ZM152 242H149V243H152ZM227 242H229V241H227ZM242 242V240L240 241V243ZM246 242H247V240H246ZM257 243H258V241H256ZM30 243V244H29ZM131 243V242H130ZM173 243V242H172ZM248 243H249V241H248ZM1 244V243H0ZM23 244V245H24ZM104 244V243H103ZM114 244V243H113ZM118 244H119V246H118ZM117 244V246L119 247L118 249L116 248V247H113L112 249H113V252H111V251H109L110 253H111V255L113 256H111L110 255V253L109 254H107V253H105L107 256V258H106V260H107V262L109 261L110 263H114V264H116V261H117V264H124V263H127V264H132L131 262L129 263V261L131 260V259H129V257L130 258H132V261H133V259H134V257L131 255V252H129L128 253V251H126V250H124L125 248H124V246H123V244H121V243H118ZM121 244V245H120ZM154 244V243H153ZM233 244V243H232ZM110 245V244H109ZM138 245V244H137ZM167 245V244H166ZM165 245V246H166ZM4 246V245H3ZM123 246V247H122ZM127 246V245H126ZM171 246V245H170ZM262 246H263V248H262ZM25 247V246H24ZM110 247V246H109ZM112 247V246H111ZM122 247V248H121ZM128 247V246H127ZM129 247H130V245H129ZM159 247V246H158ZM233 247H235V245L233 246ZM242 247V246H241ZM116 248V249H115ZM167 248H168V246H167ZM210 248H211V246H210ZM0 249H1V247H0ZM114 249H115V251L116 252H114ZM154 249V248H153ZM152 249V250H153ZM157 249V248H156ZM89 250V249H88ZM87 250V251H88ZM124 250V252L122 253V251ZM128 250H129V248H128ZM131 250V249H130ZM146 250V249H145ZM158 250V249H157ZM211 250V249H210ZM232 250V249H231ZM245 250V249H244ZM243 250V251H244ZM5 251V250H4ZM85 252L86 254L88 253V252ZM120 251V252H119ZM137 251V250H136ZM136 251H135V253H133V251H132V253L133 254H136ZM155 251V250H154ZM161 251V250H160ZM213 251V250H212ZM235 251V250H234ZM248 251V250H247ZM259 251V250H258ZM221 252V251H220ZM237 251H235V253H236ZM241 253H242V249H241V251H240ZM250 252V253H249ZM138 253V252H137ZM208 253H210V251L208 252ZM230 253V252H229ZM249 253V254H248ZM248 253L246 252L245 253V251L241 254V256L242 257H240V253H236L235 255L234 254H232V258H230L229 260H232L233 258L234 259H236V258H238V260L236 259L235 261L238 263V264H246L247 262H244L245 261V259H247V258H249V260H248V263H250L251 264V260H253V259H251L250 260V254L252 255V253H254V252H251V250H249L248 251ZM261 253V252H260ZM94 254V253H93ZM96 254V253H95ZM98 254V253H97ZM115 254H117V255H115ZM123 254V255H122ZM226 254V253H225ZM262 254H261V261H263L264 260V257L262 258ZM92 255V254H91ZM118 255L119 256H121V257H118ZM129 255H131V256H129ZM137 255V254H136ZM221 255H223V254H221ZM237 255H239V256H237ZM244 255H248V256H244ZM111 256V257H110ZM128 257V259H126V257ZM208 256H210V255H208ZM226 256V255H225ZM108 257H110V259L111 260H109V258ZM116 257V258H115ZM139 257V256H138ZM224 256H222L221 257V260H223L222 258H223ZM245 257V258H244ZM247 257V258H246ZM115 258V259H114ZM126 259V260H124V259ZM210 258V257H209ZM224 258H226V257H224ZM234 259H233V262H234ZM115 260V261H114ZM123 260V261H122ZM135 260H137V261H135ZM135 260L133 261V264L136 262V264H137V262H138V258H135ZM229 260H225V263L227 262V263H229L230 261ZM112 261H114V262H112ZM238 261H242L241 263L240 262H238ZM258 261H260V259H258ZM191 261H190V259H188V263H190ZM223 263H224V261H222ZM264 262V261H263ZM139 263V262H138ZM167 263V262H166ZM165 263V264H166ZM182 263V262H181ZM192 263V262H191ZM190 263V264H191ZM224 263V264H225ZM226 263V264H227ZM236 263V264H237ZM257 263V262H256ZM184 264V263H183ZM219 264H222L221 262L219 263ZM230 264H232L231 262H230ZM234 264H235V262H234ZM264 264V263H263Z\"/></svg>", "mask_w": 264, "mask_h": 264}, {"label": "built area", "instance_id": "3", "mask_svg": "<svg viewBox=\"0 0 264 264\" xmlns=\"http://www.w3.org/2000/svg\"><path fill=\"white\" fill-rule=\"evenodd\" d=\"M6 157H7V154L0 140V166L7 164ZM54 218L58 219L57 213L54 214ZM5 224H6V227L14 234H28L31 232V228H30L31 226L28 223L27 218L23 214H20L16 221L9 220Z\"/></svg>", "mask_w": 264, "mask_h": 264}]
</instances>
